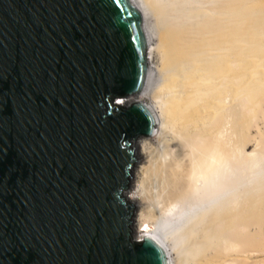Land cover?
Masks as SVG:
<instances>
[{
  "label": "water",
  "instance_id": "1",
  "mask_svg": "<svg viewBox=\"0 0 264 264\" xmlns=\"http://www.w3.org/2000/svg\"><path fill=\"white\" fill-rule=\"evenodd\" d=\"M150 72L134 0H0V264H169L122 195Z\"/></svg>",
  "mask_w": 264,
  "mask_h": 264
},
{
  "label": "bare ground",
  "instance_id": "2",
  "mask_svg": "<svg viewBox=\"0 0 264 264\" xmlns=\"http://www.w3.org/2000/svg\"><path fill=\"white\" fill-rule=\"evenodd\" d=\"M134 2L151 72L121 103L158 124L135 140L130 238L158 239L169 264H248L264 253V133L246 151L264 121V0Z\"/></svg>",
  "mask_w": 264,
  "mask_h": 264
},
{
  "label": "rangeland",
  "instance_id": "3",
  "mask_svg": "<svg viewBox=\"0 0 264 264\" xmlns=\"http://www.w3.org/2000/svg\"><path fill=\"white\" fill-rule=\"evenodd\" d=\"M262 133H264V121L261 119H257V120H255V122L253 123V125L249 131V140L250 141L246 147V151L248 153H250L253 150L254 145H255V141L261 137ZM133 240H135V238ZM251 257L252 258L248 261V264H256V263L263 264L264 263V253H261V254L253 253V255H251Z\"/></svg>",
  "mask_w": 264,
  "mask_h": 264
}]
</instances>
